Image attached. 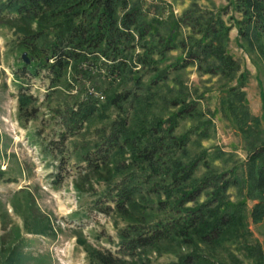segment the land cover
<instances>
[{
  "label": "trees",
  "instance_id": "16d2710c",
  "mask_svg": "<svg viewBox=\"0 0 264 264\" xmlns=\"http://www.w3.org/2000/svg\"><path fill=\"white\" fill-rule=\"evenodd\" d=\"M229 7L241 16L231 17L238 35L245 40L254 37L264 54V0H229ZM222 13L203 11L193 0L183 16L163 23L157 16L149 18L143 0H0V18L14 29L18 45L31 57L29 64H17L16 79L45 70L52 88L74 89L78 100L67 113L72 125L82 124L99 110L114 107L119 112L102 148L103 165L94 169L108 165L106 159L114 149L128 154L127 163L114 167L121 174L114 199L116 210L132 222L118 231L116 252L88 246L90 264H151L143 254L161 245L187 250L178 253L172 264H229L216 251L227 242L245 240L250 235L248 219L255 223L264 219V136L249 143L241 172L237 168L216 172L203 158L206 153L190 157L188 137L174 132L178 118L191 114L189 105L167 119L149 115L155 96L151 88L179 66L196 64L204 73L235 78L240 65L227 53L230 26ZM184 26L190 30L188 42H177ZM176 46L186 49L187 59L160 69L166 52ZM150 73L154 77L145 85L143 79ZM238 77L242 81L243 73ZM244 96L239 89L229 90L226 102L238 128L250 135ZM32 100L18 94L20 117L27 116ZM234 100L240 105L234 106ZM35 112L32 109L29 117ZM199 164L205 168L201 177L196 176ZM104 170L111 180L112 169ZM234 184L246 199L229 200L227 189ZM247 199L255 202L251 211ZM242 248L252 264H264L259 245Z\"/></svg>",
  "mask_w": 264,
  "mask_h": 264
},
{
  "label": "rangeland",
  "instance_id": "374dc122",
  "mask_svg": "<svg viewBox=\"0 0 264 264\" xmlns=\"http://www.w3.org/2000/svg\"><path fill=\"white\" fill-rule=\"evenodd\" d=\"M192 1L143 0V7L149 18L157 16L167 23L170 17L183 16ZM196 4L206 12H223L222 19L230 26L226 50L240 71L228 78L204 73L196 64L170 70L165 80L151 88L155 96L149 115L167 119L189 105L191 114L178 118L174 132L188 137L190 157L206 153L203 158L216 172L234 168L241 172L251 150L249 143L264 136V54L255 46L254 37L245 40L238 35L231 17L240 20L241 16L229 7V0H196ZM160 29L165 32L163 26ZM189 34V28L181 27L176 41L188 42ZM23 53L31 62L27 50L18 45L14 29L0 18V264H90L87 247L116 252L118 231L132 222L116 210L114 199L115 184L121 180L114 167L127 163L128 154L110 152L106 166L112 169L111 180H107L105 165L99 166L101 172L94 169L103 165L102 148L119 112L114 107L99 110L82 124L72 125L67 113L78 100L74 89L52 88L45 70L16 79L13 72L23 63ZM186 59V49L176 46L166 52L159 68ZM151 77L153 73L144 77L145 85ZM238 89L245 94L250 135L238 128L226 102L227 92ZM19 93L33 98L27 116H19ZM181 99L183 104L171 103ZM235 100L234 106L240 105ZM32 109L36 112L29 117ZM204 171L199 164L196 176ZM227 195L234 203L246 199L237 184L228 187ZM204 199V195L199 198ZM254 204L247 199L248 211ZM247 225L250 235L225 243L216 251L217 257L229 264L236 260L252 264L243 244H257L264 253V219L256 223L248 219ZM186 252L161 245L142 257L151 264H172L178 253Z\"/></svg>",
  "mask_w": 264,
  "mask_h": 264
},
{
  "label": "water",
  "instance_id": "95a60500",
  "mask_svg": "<svg viewBox=\"0 0 264 264\" xmlns=\"http://www.w3.org/2000/svg\"><path fill=\"white\" fill-rule=\"evenodd\" d=\"M22 61L26 65L30 63V58L27 56V53L22 54Z\"/></svg>",
  "mask_w": 264,
  "mask_h": 264
}]
</instances>
